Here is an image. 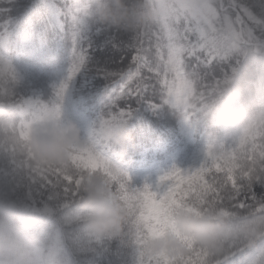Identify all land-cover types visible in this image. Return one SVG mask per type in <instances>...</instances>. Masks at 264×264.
Listing matches in <instances>:
<instances>
[{
  "label": "snow or ice",
  "instance_id": "6c2138e0",
  "mask_svg": "<svg viewBox=\"0 0 264 264\" xmlns=\"http://www.w3.org/2000/svg\"><path fill=\"white\" fill-rule=\"evenodd\" d=\"M55 3L73 27L72 62L47 103L25 99L20 74L0 54V264H128V250L130 264H264V0H155L153 22L135 34L93 28L86 0ZM113 30L131 41L118 42ZM99 47L136 54L127 68H113L116 60L93 61ZM89 73L119 85L100 120L127 122L134 112L128 102L147 99L224 136L198 169L162 177L166 187L156 191L132 186L95 128L67 163L38 159L28 144L31 128L60 119L73 81ZM96 173L128 210L130 227L115 237L93 231L79 207L81 184ZM182 212L217 222L219 246L180 233ZM169 232L184 251L146 249L147 236Z\"/></svg>",
  "mask_w": 264,
  "mask_h": 264
},
{
  "label": "trees",
  "instance_id": "16d2710c",
  "mask_svg": "<svg viewBox=\"0 0 264 264\" xmlns=\"http://www.w3.org/2000/svg\"><path fill=\"white\" fill-rule=\"evenodd\" d=\"M51 4L55 6V0H0V54L11 61L20 74L18 91L29 95L25 99L33 102L47 103L52 98L53 85L65 78L68 63L71 65L72 60L73 27L62 16L59 17L62 28L50 24L49 17H52L48 7ZM111 34L125 45L131 41V34H118L115 30ZM53 38L55 41L51 40ZM92 38L103 43V38ZM6 41L10 42L8 46ZM44 41H48L49 50L43 48L41 51L38 43ZM55 49L58 53H52ZM135 54L131 50L121 53L112 47H99L92 51L93 61L116 60L117 63L111 65L113 68H127ZM118 87L92 73L81 74L65 96L61 120L75 122L87 139L101 117L107 118L109 96ZM32 94L37 96L32 97ZM147 95L152 96L151 91ZM128 103L134 109L127 120L130 134L128 151L123 156L110 152L109 157L131 176V184L135 188L147 186L153 191L162 190L167 184L161 182L162 177L176 170L198 169L205 162L210 144L224 136L219 127L207 122L192 127L179 111L169 105L154 109L147 99L139 102L133 99ZM126 106L124 103L120 105ZM16 126L19 131V124ZM152 167H157L155 177L149 170ZM129 227L127 225L125 230ZM126 260L130 264L131 250H128Z\"/></svg>",
  "mask_w": 264,
  "mask_h": 264
},
{
  "label": "clouds",
  "instance_id": "9594fccd",
  "mask_svg": "<svg viewBox=\"0 0 264 264\" xmlns=\"http://www.w3.org/2000/svg\"><path fill=\"white\" fill-rule=\"evenodd\" d=\"M92 23L135 34L154 20L155 0H86ZM95 134L111 145L114 153L123 156L128 151L127 122L100 120ZM81 128L72 121L48 120L34 125L28 144L34 155L43 161L67 163L75 146L86 143ZM79 207L85 213L88 226L101 235L118 236L129 224L126 207L111 195L102 174L86 177L79 191ZM177 229L208 247L219 246L220 226L208 218L182 212L177 216ZM151 253L177 255L184 251L182 240L173 232L162 236H147L144 241Z\"/></svg>",
  "mask_w": 264,
  "mask_h": 264
},
{
  "label": "rangeland",
  "instance_id": "374dc122",
  "mask_svg": "<svg viewBox=\"0 0 264 264\" xmlns=\"http://www.w3.org/2000/svg\"><path fill=\"white\" fill-rule=\"evenodd\" d=\"M49 9H48V12L51 14V17L52 18H50L49 17V19L52 21V23L50 22V24L51 25H54L55 27H57V28H62V26H63V24H62V22L60 21V19H59V17L61 16V13H60V11H59V9L57 8V6L55 5H52L51 4V6L50 7H48ZM52 41L54 40L55 41V38H53V39H51ZM8 43H10L9 41H6L5 42V45H7L8 46ZM47 44H48V41H44V43L42 42H39L38 43V46H41L39 49L41 50V51H43L44 49L43 48H47L48 50H49V48H48V46H47ZM58 44V43H57ZM59 45V44H58ZM59 47H60V45H59ZM21 49H23V48H21ZM12 50H14V48H12ZM17 50H19V49H17ZM52 52V51H51ZM22 53H24V52H22ZM48 53H49V51H48ZM52 53H58V49H55V50H53V52ZM71 62H72V60H71ZM68 66H69V68H70V64L68 63ZM69 70V69H68ZM67 74H68V72L66 73V76H67ZM65 76V77H66ZM157 169V167H152V168H150L149 170H150V172L152 173V177H155L156 176V170Z\"/></svg>",
  "mask_w": 264,
  "mask_h": 264
}]
</instances>
